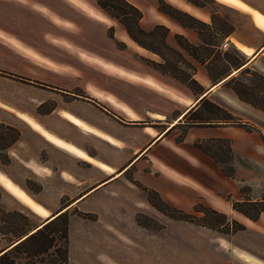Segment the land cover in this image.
Wrapping results in <instances>:
<instances>
[{"label": "rangeland", "instance_id": "obj_1", "mask_svg": "<svg viewBox=\"0 0 264 264\" xmlns=\"http://www.w3.org/2000/svg\"><path fill=\"white\" fill-rule=\"evenodd\" d=\"M127 1L138 6L144 13L140 26L145 32L153 31L158 25L161 27L153 33L139 32L135 22L131 20L133 15H123L127 10L120 1L114 3L116 6L113 13L118 16L116 17L104 12L97 0H47V6L81 7L74 24L63 21L66 35L61 39L64 45L79 48L80 54L73 57L60 54L57 58L60 65L57 74L67 76L69 83L78 84L66 90L46 83L21 80V85H17L15 89L16 93L30 95L34 99H45V103L40 107L35 108L39 100L33 103V110L37 109L39 113L49 114L56 108L62 111L66 102L88 100L87 98H91L93 104L100 103L112 111L104 101L93 96L88 90V85L94 89L100 88V91L114 98L127 97L126 92L122 91V84L113 80L118 76L111 71L124 65L120 58L125 56L128 58L129 68H158L169 77L174 76L177 79V93L173 100L177 115V112L184 109L179 98V93L184 91V85L178 82L188 84L194 91L199 90L193 79L198 66L192 60L191 54L184 47H176L171 43V19L168 15L177 21L180 20L183 25L190 24L186 12L178 9L182 4L189 7L198 5L200 12L208 19L205 22L199 20L202 23L192 27L203 42L193 51L203 62L193 55L192 57L202 64L209 60L207 69L212 77L232 71L239 63L246 61L247 56L239 48L248 50L249 47L260 44L259 33L255 28L248 27L251 18L249 13L241 11L237 6H230L218 0H194L198 3L195 5L191 0ZM223 1L233 3L232 0ZM25 2L37 6L40 0ZM92 6L95 13L87 9ZM124 22L130 26V30L142 44L131 37ZM237 27L240 29L236 35H247L252 41H235L233 35ZM67 28L72 31L66 30ZM75 31L79 33L67 34ZM67 37L69 40L78 38V44H71ZM183 39L187 40L186 37ZM225 43L228 45L225 46ZM92 62H95L94 65ZM72 71H76V74L72 75ZM227 86L232 88L241 100L234 108L236 115L228 118L230 114L227 109H217L209 103H203L199 114H191L180 123L182 125L177 126L180 134L177 140L187 133V120L195 117L210 119L220 116L232 122L226 121L225 124L234 126L238 136V170L235 173V184L239 185V190H236L234 196L225 198L234 202L237 208L226 213L220 209L216 212L202 203L203 205L198 206V211L187 212L188 220L179 219L170 214L180 213L166 205L157 192L150 190L147 192L148 205L137 204L134 207V204H121V212L128 217L121 220L115 218L119 205L114 202L126 196L128 189L115 182L108 186L109 189L97 192L84 201L85 206L89 204L101 210L107 208V211L103 212L106 214L105 218L100 220L97 213H88L78 207L65 212L69 218V264H264V74L255 67H247L229 80ZM95 93L102 98L101 94ZM96 106L105 111L97 104ZM95 115L97 119L100 118L98 111ZM172 119L173 116H168L166 122H172ZM167 123L159 124V132L164 131ZM9 125L0 124V173L11 179L29 197L22 193L23 199L19 198L0 182V251L8 246L12 247L15 233L32 231L69 205L80 190L72 185L62 187L56 181V174L50 170L43 169L42 173H35L25 167L19 157L13 155L14 160L11 159L10 147L19 140L21 131L18 127ZM15 130L19 131L20 135ZM17 135L19 138L13 143ZM99 145L101 144L97 142V147ZM204 145L205 149L223 164L224 169L229 171L230 142L208 141L204 142ZM46 153L43 151V159L47 158ZM112 192L117 193L118 198L112 196ZM110 226L115 231H111ZM129 226L153 230L154 233L157 231L159 242L157 236H154V240L146 236L147 241H144V237L132 233L133 230ZM59 245L60 241L48 254L35 258V264H60L55 254ZM25 262L23 258L21 263Z\"/></svg>", "mask_w": 264, "mask_h": 264}, {"label": "crops", "instance_id": "obj_2", "mask_svg": "<svg viewBox=\"0 0 264 264\" xmlns=\"http://www.w3.org/2000/svg\"><path fill=\"white\" fill-rule=\"evenodd\" d=\"M218 1L237 6L241 11L249 13L251 18L248 27L255 28L259 33L260 44L249 47L248 50L239 48L247 56L246 61L240 67L218 77H212L209 73V60L202 64L190 55L198 66L193 79L199 90L194 91L188 84L178 82L184 85V91L179 93L184 109L176 115L173 100L177 93V79L172 75V78L169 77L158 68H129L128 58L125 56L120 58L124 65L111 71L119 77L113 80L122 84V91L126 92L127 97L114 98L100 91V88L94 89L88 85L93 96L104 101L112 111L95 102L105 109L101 110L91 102V98H87L89 101L66 102L62 111L56 108L49 114L33 110L36 100L39 101L35 108L46 100L17 94L15 89L17 85H21V80L46 83L66 90L78 84L69 83L67 76L57 74L60 68L57 58L60 54L72 57L80 54L79 48L64 45L61 39L66 35L63 21L74 24L81 7L47 6V0H40L37 6H32L25 0H0V122L14 125L21 131L19 140L10 147V157L13 160L14 156L19 157L24 166L35 173H42L43 169L50 170L56 174V181L62 187L72 185L80 189L61 212L78 207L88 213H97L100 220L105 218L106 214L103 212L107 208L101 210L89 204L88 207L84 201L97 192L109 189L108 186L115 182L128 189L126 196L114 202L119 205L115 218L121 220L128 218L121 212V204H134V207L137 204L148 205L147 192L150 190L157 192L168 206L184 213L197 211V206L202 203L225 213L235 209L234 202L225 198L234 196L236 190H239V185L235 184V173L238 170L236 151L239 143L235 127L226 125V121H221L222 119L195 117L187 120L188 131L182 139L177 140L180 135L177 126L182 125L180 123L191 114H199L204 100L227 109L230 118L236 115L234 108L241 100L227 86L229 80L247 67H255L264 74V8L260 7L264 6V0H232L233 3ZM187 6L182 4L178 9L203 22L208 20L200 12L198 5ZM87 9L91 13L96 12L94 6ZM144 16L143 13V18ZM168 16L171 19L169 29L173 45L181 47L176 39L177 35L186 37L194 46L203 44L194 28ZM239 29L237 27L234 30L233 39L238 43L242 42L241 39L251 42L247 35H236ZM66 30L72 31L68 28ZM69 33L79 32H67ZM70 39L67 37L71 44L78 42V38ZM94 63L92 62L93 65ZM72 72V75L76 74V71ZM95 92L101 94L102 98ZM97 111L100 114L98 119L95 115ZM182 115L183 118L173 125ZM168 116H173L172 122H166ZM227 122L232 123L229 120ZM161 123H167L162 133L159 132ZM217 140L230 142L229 164L234 169L233 176L227 175L223 164L205 149L204 142ZM97 142L101 144L98 147ZM43 151L47 152L46 159H43ZM0 182L21 199L22 193L27 195L1 173ZM112 193V196L118 198L117 193ZM129 227L133 230L132 233L144 237V241H147L146 236L150 240L157 236L159 242L157 231L154 233L149 229ZM110 228L115 231L112 226Z\"/></svg>", "mask_w": 264, "mask_h": 264}, {"label": "trees", "instance_id": "obj_3", "mask_svg": "<svg viewBox=\"0 0 264 264\" xmlns=\"http://www.w3.org/2000/svg\"><path fill=\"white\" fill-rule=\"evenodd\" d=\"M117 1H120L119 3L122 4L124 7H126L127 11L125 12L123 9V11H124L123 15L127 16V17H131L128 15H133V19L131 18L132 22H135L136 27H137L139 32L144 33L145 31L140 26V21L143 18V12L138 7H136L135 5H133L132 3H130L127 0H97L98 4L112 16H116L113 13V8H115L116 5L114 3H116ZM191 1H193L195 4H198L194 0H191ZM176 12H178V11H176ZM130 13H132V14H130ZM185 15L190 18V24L186 23V24H184L185 26L193 27V26H196L197 23H202L198 19H196L195 17H193L187 13H185ZM116 17H118V16H116ZM125 25L127 27V30L129 31V34L131 35V37L135 41H137L139 44H142L141 40L137 36H135V34L130 30V26L127 23H125ZM160 27L161 26L158 25L154 28L153 31L145 32V33H153L154 31H156ZM182 39H183V37L181 35H177V41H178L179 45L184 47L185 50H187L191 55L200 59L196 55V53L193 51V49L197 46H194L191 43H189V41L184 40V39L182 40ZM150 49H152V48H150ZM177 52H179V51H177ZM242 64L243 63H239L238 67H240ZM203 103H209V104L213 105L215 108L221 109L219 106L215 105L213 102H211L209 100H204L202 102V104ZM211 118L222 119L221 121H228V120H224V118H221L220 116L211 117ZM228 118H230V117H228ZM201 119H205V118L201 117ZM200 121H206V120H200ZM0 124L3 125L4 123H0ZM9 127H13V126L9 125ZM13 128H15V127H13ZM15 131H17V130H15ZM17 134L20 135V132L17 131ZM18 138H19V136L17 135V138L13 141V143H15ZM223 170L229 176H233V174H234V169L232 166H231L229 171H227L224 168H223ZM165 204L168 205L167 203H165ZM234 208H237L235 203H234ZM173 209L175 210V212H178L180 214L177 215L175 213H171L170 214L171 216H173L175 218H179V219L188 220L189 214L184 213V212H182L178 209H175V208H173ZM196 210L197 211L199 210L198 206H197ZM59 212L55 213L54 216L49 218L39 228L37 227L36 229H33L30 232L22 231V232L15 233L14 238L12 239V240H15L13 242L14 244L12 245V247L9 249H6L0 253V264H22L21 260L23 258L26 260V262L24 264H35V261H34L35 258H37L40 255L48 254L49 251L51 250V248L54 245H56V243L59 241H60V245L55 249L56 258L58 259V262H60V264H69V246H68V243H69V218H68L67 214L65 213L66 211H63V212L59 211ZM163 212H165V211H163ZM15 238H17V239H15ZM28 258H31V259L28 261L27 260Z\"/></svg>", "mask_w": 264, "mask_h": 264}, {"label": "bare ground", "instance_id": "obj_4", "mask_svg": "<svg viewBox=\"0 0 264 264\" xmlns=\"http://www.w3.org/2000/svg\"><path fill=\"white\" fill-rule=\"evenodd\" d=\"M191 108H192V107H191ZM191 108H190V109H191ZM184 115H185V114H184ZM184 115H182L178 120H176L175 122H173V125L176 124V123H178V122L183 118ZM173 125H172V126H173ZM63 211H64V210H63ZM63 211H62V212H63ZM59 213H60V212H59ZM41 226H42V225H41ZM239 254H241V253H239ZM241 258H243V257L241 256ZM253 258H254V257H253ZM256 260H257V259H256ZM258 262H259V260H258Z\"/></svg>", "mask_w": 264, "mask_h": 264}, {"label": "water", "instance_id": "obj_5", "mask_svg": "<svg viewBox=\"0 0 264 264\" xmlns=\"http://www.w3.org/2000/svg\"><path fill=\"white\" fill-rule=\"evenodd\" d=\"M54 215H55V214H54ZM54 215H53V216H54ZM50 218H51V217H50ZM47 220H48V219H47ZM47 220H46V221H47ZM46 221H44L43 223H41L39 226L41 227V225H43ZM39 226H37V227L39 228ZM37 227H36V228H37ZM36 228H35V229H36ZM8 248H9V246H8L7 248H5L4 250H6V249H8ZM4 250L0 251V253L3 252Z\"/></svg>", "mask_w": 264, "mask_h": 264}, {"label": "built area", "instance_id": "obj_6", "mask_svg": "<svg viewBox=\"0 0 264 264\" xmlns=\"http://www.w3.org/2000/svg\"><path fill=\"white\" fill-rule=\"evenodd\" d=\"M228 45L227 43H225V46Z\"/></svg>", "mask_w": 264, "mask_h": 264}]
</instances>
